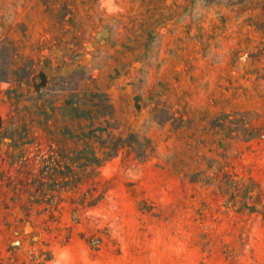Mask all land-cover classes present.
Returning a JSON list of instances; mask_svg holds the SVG:
<instances>
[{
	"label": "rangeland",
	"instance_id": "obj_1",
	"mask_svg": "<svg viewBox=\"0 0 264 264\" xmlns=\"http://www.w3.org/2000/svg\"><path fill=\"white\" fill-rule=\"evenodd\" d=\"M0 264H264V0H0Z\"/></svg>",
	"mask_w": 264,
	"mask_h": 264
},
{
	"label": "trees",
	"instance_id": "obj_2",
	"mask_svg": "<svg viewBox=\"0 0 264 264\" xmlns=\"http://www.w3.org/2000/svg\"><path fill=\"white\" fill-rule=\"evenodd\" d=\"M30 75V74H29ZM70 87V86H69ZM82 88H79V86H75L74 89L71 92L69 97L66 100V105L60 107L62 117L64 119L70 118V119H80V118H85V119H90L93 120L97 118L98 116L101 115H108L109 111H104V112H99L98 110H94L92 108L93 106H97L100 103H103V106L105 107H111V104L108 102V98H105V100H99L97 101V94L88 92L87 89L83 90ZM15 99L19 101V96H15ZM51 113L43 112L44 113V118L46 120L50 119L53 115H55V110L56 107L50 106ZM71 137L72 134L70 130H67V132ZM92 134H85L83 133V137H88L90 138ZM118 145H115V150L118 149ZM91 156L88 155L87 151H82V154L78 156L77 159L81 160L80 165H87V164H92V163H97L98 158L95 155L94 152H90Z\"/></svg>",
	"mask_w": 264,
	"mask_h": 264
}]
</instances>
